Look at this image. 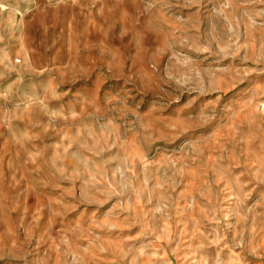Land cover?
<instances>
[{
	"label": "rangeland",
	"instance_id": "374dc122",
	"mask_svg": "<svg viewBox=\"0 0 264 264\" xmlns=\"http://www.w3.org/2000/svg\"><path fill=\"white\" fill-rule=\"evenodd\" d=\"M0 264H264V0H0Z\"/></svg>",
	"mask_w": 264,
	"mask_h": 264
}]
</instances>
